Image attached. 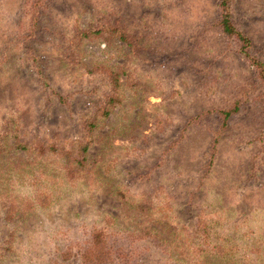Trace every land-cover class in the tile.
Segmentation results:
<instances>
[{"label": "rangeland", "instance_id": "374dc122", "mask_svg": "<svg viewBox=\"0 0 264 264\" xmlns=\"http://www.w3.org/2000/svg\"><path fill=\"white\" fill-rule=\"evenodd\" d=\"M228 11L249 57L221 0H0V264H264V0Z\"/></svg>", "mask_w": 264, "mask_h": 264}, {"label": "trees", "instance_id": "16d2710c", "mask_svg": "<svg viewBox=\"0 0 264 264\" xmlns=\"http://www.w3.org/2000/svg\"><path fill=\"white\" fill-rule=\"evenodd\" d=\"M231 1L232 0H221V8L223 10V14H222V18H221V27H222V30H223V32H224V34L226 36H228L230 38L238 37L243 42V46L244 47H242V51L247 57H249V55L247 53V49H248V46L250 45V41L243 34H241L240 32H238L236 30V28L234 27V25L232 23L230 13L228 11L229 4H230ZM100 31L101 30H91V31L85 32V35H86V37H89V39H95V38H93L94 35H98V34L103 33V32H100ZM115 32H117V31H115ZM116 38L118 40H120V41H125L126 40L124 38V36H118ZM108 40H103V42L108 45ZM254 65H256L260 76L264 79V67H263V65L261 63H255V62H254ZM115 69L119 70V67H117ZM114 76H115V78H114V80H115V82H114V85H115L114 86V94H118V87L116 88V86L119 83L121 74L119 72L114 71ZM119 102L120 101L117 102L116 100L114 101V100L110 99L108 104H109L110 107H112V106H115V104H117ZM101 110L103 111L105 117H107L110 114V108H108V107L98 108L96 115H94V114L87 115V116L84 117V121L86 119H91V118H95V117H102L100 115V111ZM229 116H230V113H227L226 117H229ZM96 126H97V122L90 123L91 129L96 128ZM21 147L23 149L26 148V146H21ZM84 153H86V149H85ZM85 159H86V156H85ZM81 164H83V162ZM90 255L92 257L94 256L93 253H90Z\"/></svg>", "mask_w": 264, "mask_h": 264}]
</instances>
